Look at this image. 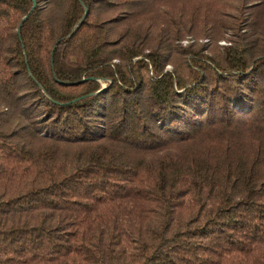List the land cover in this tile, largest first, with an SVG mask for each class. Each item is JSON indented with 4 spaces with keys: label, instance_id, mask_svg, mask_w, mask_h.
<instances>
[{
    "label": "trees",
    "instance_id": "obj_1",
    "mask_svg": "<svg viewBox=\"0 0 264 264\" xmlns=\"http://www.w3.org/2000/svg\"><path fill=\"white\" fill-rule=\"evenodd\" d=\"M34 2L0 0V264H264V0Z\"/></svg>",
    "mask_w": 264,
    "mask_h": 264
},
{
    "label": "water",
    "instance_id": "obj_2",
    "mask_svg": "<svg viewBox=\"0 0 264 264\" xmlns=\"http://www.w3.org/2000/svg\"><path fill=\"white\" fill-rule=\"evenodd\" d=\"M33 1V7L35 6V2H34V0H32ZM78 1H80V0H78ZM29 12H30V10H29ZM28 17V15L24 18V20L26 19ZM23 20V21H24ZM22 24V23H21ZM21 24L19 25V28H18V33L20 32V27H21ZM104 88V87H103ZM101 91V90H100Z\"/></svg>",
    "mask_w": 264,
    "mask_h": 264
},
{
    "label": "rangeland",
    "instance_id": "obj_3",
    "mask_svg": "<svg viewBox=\"0 0 264 264\" xmlns=\"http://www.w3.org/2000/svg\"><path fill=\"white\" fill-rule=\"evenodd\" d=\"M35 1V0H34ZM28 6H29V4H28ZM184 44H186V42H184ZM223 44V43H222ZM169 68V67H168Z\"/></svg>",
    "mask_w": 264,
    "mask_h": 264
}]
</instances>
